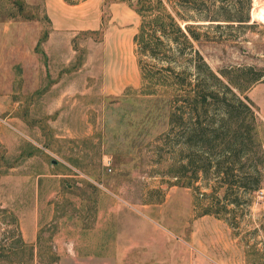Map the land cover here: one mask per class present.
Wrapping results in <instances>:
<instances>
[{
  "label": "rangeland",
  "instance_id": "1",
  "mask_svg": "<svg viewBox=\"0 0 264 264\" xmlns=\"http://www.w3.org/2000/svg\"><path fill=\"white\" fill-rule=\"evenodd\" d=\"M112 1L135 0H104L102 26L78 33L72 52L46 45L41 0H0V152L9 166L0 176V264H48L49 253L52 264H264V178L245 204L226 205L233 222L202 214L212 191L202 174L190 187L175 184L178 155L163 137L173 89L142 88L135 43L111 59ZM247 1L172 0L216 72L264 68V1ZM247 9L249 22L218 20ZM245 94L264 145V82ZM23 229L36 238L20 244Z\"/></svg>",
  "mask_w": 264,
  "mask_h": 264
},
{
  "label": "trees",
  "instance_id": "2",
  "mask_svg": "<svg viewBox=\"0 0 264 264\" xmlns=\"http://www.w3.org/2000/svg\"><path fill=\"white\" fill-rule=\"evenodd\" d=\"M203 1L177 0V4L190 3L196 8ZM132 4L140 16L133 40L142 88L173 89L169 129L163 137L173 140L169 144L178 155V164L173 167L175 184L190 187L202 174L206 186L212 189L202 214L230 222L228 214L235 209L226 213V205L245 204L249 201L247 194L260 189L264 178V145L257 137L256 107L245 94L255 83L264 82V68L238 66L216 72L193 48L191 40H197L199 35L192 25L180 23L187 17L172 7V0H135ZM252 13L263 15L260 9ZM224 15L218 20L238 24L250 21L248 9ZM192 64L193 73L198 75L196 81H192L188 68ZM6 166L5 154L0 152V175ZM18 242L24 244L22 237ZM32 251L31 246L30 258ZM49 257L48 264L57 261L54 253Z\"/></svg>",
  "mask_w": 264,
  "mask_h": 264
},
{
  "label": "crops",
  "instance_id": "3",
  "mask_svg": "<svg viewBox=\"0 0 264 264\" xmlns=\"http://www.w3.org/2000/svg\"><path fill=\"white\" fill-rule=\"evenodd\" d=\"M41 2L50 23V30L46 39L48 47H64L66 50L70 49L75 52L72 49V40L78 33L97 30L102 26L104 0H78L76 3H68L66 0H41ZM108 8L110 12L109 23L106 27V38L108 36V40H110L108 54L112 57L111 59L121 60L122 54L133 53V38L137 32L139 15L128 3L123 1H112ZM71 58H65V60ZM134 61L132 54V57L129 56L132 70L134 69ZM130 83V81L124 80L116 89H124ZM31 154L29 153L27 157ZM5 161L7 163L6 153ZM7 167L9 166L2 169L1 177L7 174L5 170ZM22 233V238L25 240L32 241L36 238V232L27 235L23 229Z\"/></svg>",
  "mask_w": 264,
  "mask_h": 264
}]
</instances>
